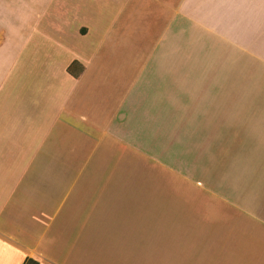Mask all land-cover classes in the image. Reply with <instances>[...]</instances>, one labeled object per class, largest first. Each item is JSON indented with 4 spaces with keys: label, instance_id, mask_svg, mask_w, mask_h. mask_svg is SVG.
Returning <instances> with one entry per match:
<instances>
[{
    "label": "crops",
    "instance_id": "crops-1",
    "mask_svg": "<svg viewBox=\"0 0 264 264\" xmlns=\"http://www.w3.org/2000/svg\"><path fill=\"white\" fill-rule=\"evenodd\" d=\"M133 1L0 0V264H264V64L209 117Z\"/></svg>",
    "mask_w": 264,
    "mask_h": 264
},
{
    "label": "rangeland",
    "instance_id": "rangeland-1",
    "mask_svg": "<svg viewBox=\"0 0 264 264\" xmlns=\"http://www.w3.org/2000/svg\"><path fill=\"white\" fill-rule=\"evenodd\" d=\"M136 2L140 4L141 0ZM232 2L178 0V17L189 13L197 24L185 30L184 24H177L176 41L163 46L166 49L173 46L176 50L178 97H207L209 117H216L217 104L223 109L222 117H233L238 101L243 116L247 109L243 99L248 97V74L243 71H248L251 65L264 64L263 17H259V11L249 0H238L239 9L233 13ZM146 3L152 2L146 0ZM239 70L241 73L236 74ZM188 107L195 111L199 102Z\"/></svg>",
    "mask_w": 264,
    "mask_h": 264
},
{
    "label": "trees",
    "instance_id": "trees-1",
    "mask_svg": "<svg viewBox=\"0 0 264 264\" xmlns=\"http://www.w3.org/2000/svg\"><path fill=\"white\" fill-rule=\"evenodd\" d=\"M26 263H27V262L24 261L22 264H26ZM34 264H36V262H34Z\"/></svg>",
    "mask_w": 264,
    "mask_h": 264
}]
</instances>
